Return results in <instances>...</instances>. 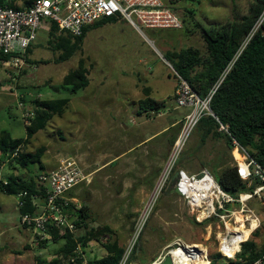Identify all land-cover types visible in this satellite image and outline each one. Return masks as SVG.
Returning a JSON list of instances; mask_svg holds the SVG:
<instances>
[{"label":"rangeland","instance_id":"374dc122","mask_svg":"<svg viewBox=\"0 0 264 264\" xmlns=\"http://www.w3.org/2000/svg\"><path fill=\"white\" fill-rule=\"evenodd\" d=\"M26 1L16 0V5L23 7ZM253 2L167 0L177 15L188 21L183 29L144 30V36L122 20L94 26L74 55L67 60L60 58L62 51L49 47L51 23L47 21L32 45L22 69H14L10 64L0 62V136L2 131H8L14 138H26V129L33 123L27 124V114L37 110L32 103L34 99H71L63 114L50 120L20 150L23 153H35L43 148V168L38 164L22 167L14 159L0 155V181H5L10 176L30 181L41 173L56 169L62 160L74 158L88 178L68 197L73 199L72 203L78 209L83 203H88L90 208L86 226L77 229L75 236L79 240L94 231H106L99 244L90 241L85 249L80 246L78 253L81 256L78 258L90 262L95 258L105 257L109 240L127 251L133 237L141 230L135 248L138 253L135 259L134 256L131 257L133 264H151L167 253V247L176 238H182L189 244L203 245L216 264L230 263L227 258L218 256L220 236L225 232L224 223L214 220L199 224L195 212L175 188L167 195L166 186L153 207H149L159 192L175 142L172 139L179 135L182 124L167 132L166 138L160 143L159 157L152 159L153 157L144 156L148 151L145 150V145L126 155L129 149L140 142L141 131L134 132L124 127H132L130 119L133 118L118 116V112L131 104H124V99L136 98L137 94L127 82L131 77H148L150 70L147 69V63L152 64L154 71L162 72L161 80L166 83L163 96H168L173 92V87L177 91L178 81L170 67L166 66L164 70L160 67L159 62L166 65L164 55L169 51L176 52L186 48H195L205 54L206 44L194 28L188 10L195 13L196 21L210 26L240 19L248 13ZM258 27L259 25L254 32ZM140 61L145 67V74H141L143 69L138 64ZM81 67L87 71L90 85L86 90L73 94L70 88L63 85V79ZM109 82L112 84H107ZM103 84L105 85L102 86ZM110 97L114 101L108 100ZM169 102L173 108L177 107L176 94ZM128 109L132 111L131 106ZM178 109L185 112V108ZM157 116V112H152L147 120L152 121ZM136 119L140 126L142 119L137 116ZM157 119L161 125L163 118ZM237 148L243 158L249 155L248 151L241 150L236 145L228 146L223 133L220 138H209L201 145L199 135L194 130L184 148L180 158L182 163H178V168H183L189 174H197L206 169L213 175H219L227 166L238 167L234 155ZM105 152H110L111 157L117 159L116 163L94 173L102 166V160L108 157L103 156ZM248 206L261 220V227L256 230L259 234L254 237V241L263 250L264 203L260 199H252ZM237 218L231 220L234 227L237 226ZM72 220L75 221L76 218L73 217ZM63 244L62 240L53 242L48 233L39 234L22 227L17 197L0 191V264H51L55 259L62 260L64 264H76V259L75 262H72L73 258L63 259L60 254ZM26 246L28 249H25ZM18 252L23 254L19 255Z\"/></svg>","mask_w":264,"mask_h":264},{"label":"trees","instance_id":"16d2710c","mask_svg":"<svg viewBox=\"0 0 264 264\" xmlns=\"http://www.w3.org/2000/svg\"><path fill=\"white\" fill-rule=\"evenodd\" d=\"M31 1L27 0L25 6L29 5ZM253 1L248 13L240 19L210 26H204L196 21L195 13L188 10V16L191 20L193 19L194 28L197 29L206 44L205 54L195 48H186L176 52L169 51L164 55V58L202 99L207 98L223 79L212 97L210 104L212 114L204 115L195 129L201 145H204L209 138H220L223 133L228 146L235 147V143H237L264 168V19L261 22L264 16V0ZM0 5H7L14 9L25 7L16 5V0H0ZM166 7L176 14L167 0ZM181 20L183 25L188 24L185 18H181ZM116 21V18L105 19L88 26L79 37L60 30L56 24H51L48 45L55 51H62L63 54L60 58L67 60L74 55L92 27ZM258 25L257 31L254 32ZM31 47L28 49L26 60ZM9 60V56L0 55L1 63ZM63 85L70 88L73 94L86 90L90 85L87 71L81 67V69L69 73L64 77ZM70 102V98L34 99L32 103L37 110L33 112L34 117L30 119L33 122L32 125L26 129V138H14L8 131H2L0 155L3 158L14 159L22 167L27 168L30 165L38 164L43 168L41 164L45 154L43 148L38 149L35 153H23L20 150L36 133L43 130L50 120L63 114ZM139 106L142 112H158L162 104L150 98L146 93V98L139 102ZM222 127H224L223 130H221ZM181 163L180 160L179 164ZM39 176L37 175V178L30 181L19 176H10L5 181H0V191L7 195L17 196L22 192H28L29 196L26 198L25 207L18 210L20 215L39 213V208L34 206L32 199L36 194L43 195L44 187L39 181ZM213 176L223 190L235 199H238L241 194L254 192L261 184L257 178H252L250 181L243 180L236 165L227 166L221 174ZM69 210L72 218H76L74 221L76 229L86 226V221L90 218L88 203H83L80 209L71 203ZM47 233L53 242L64 241L60 249L63 259L76 258V264H81L83 260L81 257L78 258L80 255L78 248L81 246L85 249L90 241L99 244L106 231L105 229L94 231L79 240L74 233L69 231L61 234L57 229H48ZM258 234L259 231H255L251 235L249 241L243 244L236 259L230 260L229 264H251L264 255V249L260 250L254 241V237H257ZM106 247L107 255L105 257L95 258L89 263L119 264L125 254L124 248L118 243H111L110 240ZM25 249H28V246ZM137 253L136 249L132 255L134 259ZM18 254L22 255L23 253L18 252ZM218 256L222 258L220 254ZM39 262H41L40 259ZM51 264L64 263L60 259H55ZM211 264L216 263L212 260Z\"/></svg>","mask_w":264,"mask_h":264},{"label":"built area","instance_id":"2783aa9c","mask_svg":"<svg viewBox=\"0 0 264 264\" xmlns=\"http://www.w3.org/2000/svg\"><path fill=\"white\" fill-rule=\"evenodd\" d=\"M111 18L123 19L144 36V30L171 31L181 30L184 27L181 18L166 7V0H32L29 5L21 9L0 5V55L9 56L10 60L6 63L19 70L25 66L28 49L37 40L45 22L56 24L60 30L79 37L86 27ZM263 19L264 16L261 22ZM148 41L154 46L152 41ZM164 62L173 70L178 81L177 107L190 111L185 116L181 131L175 139L159 192L149 207H153L161 191L165 190L172 174L178 172L176 192L195 212L199 224L214 220L224 223L225 232L220 236L218 251L222 257L235 260L243 244L248 242L251 235L261 227V220L249 208L248 203L252 199H260L264 203V168L250 155L244 157L242 165L238 164L239 174L243 180L250 181L252 178H257L261 182L254 192L241 194L238 199L224 191L208 170L189 174L183 168H178L184 148L201 118L206 114H212L210 108L212 97L223 79L207 98L202 99L166 59ZM33 117L34 113L27 114V124L31 123L30 119ZM235 145L241 148L237 143ZM237 151L239 152L238 148ZM87 178L74 158L64 159L56 169L40 174L39 181L44 187L43 195L36 194L32 197L34 206L39 208V213L20 215L21 226L39 234H47L48 229H57L61 234L67 231L75 234L76 225L69 212L72 199L68 195L86 182ZM28 196V192L16 196L18 210L25 207ZM236 217H238L237 226L234 227L231 220ZM239 217L242 218L241 223H238ZM254 224L256 228L252 229ZM241 226L250 230V235L245 241L236 242L235 230ZM140 231L133 237L119 264H133L131 257L136 250ZM167 248V253L159 256L151 264H162L169 251L177 249L183 251L192 264L212 263V257L203 245L189 244L182 238H176ZM75 259L73 258L72 262H75ZM82 264L90 263L83 261ZM251 264H264V255Z\"/></svg>","mask_w":264,"mask_h":264},{"label":"crops","instance_id":"0c3cea01","mask_svg":"<svg viewBox=\"0 0 264 264\" xmlns=\"http://www.w3.org/2000/svg\"><path fill=\"white\" fill-rule=\"evenodd\" d=\"M116 19L117 21H121V20L124 21L121 18H116ZM138 64L143 69L141 74H145V67H143L142 61H140ZM147 64H148L147 69L150 70L148 71L147 74L148 77H131L128 79L127 83L131 85V86L129 85L130 89L137 95L136 98L132 100L129 98L123 100L124 104L126 105L130 103L131 104L127 105L125 110L119 111L118 116L125 115L127 117L133 118V119L129 118L132 123V127L126 125H124V127L134 132L141 131V134L139 136L140 142L135 144L136 147L133 146L131 149H129L126 155L132 154L136 148H141L142 146L145 145L146 148L145 150L148 151L144 153V156H150L153 157L152 159H154L159 157V153L161 149L160 143L164 141L163 140L164 138H166L167 132H169L176 126L182 124L185 116L189 113V109L185 108V112H184V111H179L180 109H178L177 107L173 108V105L169 102V99L170 98L173 99L174 95L176 94L175 93L176 90L173 87V92L170 95L163 96V94H165L164 92L166 89V83L165 81H163V79L161 80L162 72L154 71L152 64L151 65L149 63ZM159 64H161L160 67L163 68V70L166 69V66H168L166 63H165L166 65L162 64L161 62H159ZM107 84H112V82H109ZM104 85L105 84H103L102 86ZM146 93L149 94L150 98L162 104V106L157 112L158 115L157 118L159 117L163 118V120H161L163 121L161 125L158 124V121L160 120L157 118L153 119L152 121L147 120V118L150 117V113L152 112H142L140 109L139 102L146 98ZM108 100L114 101L113 97H110ZM130 106L132 107V111H129L128 109V107ZM136 116L139 119H142V121L140 122L141 123L140 126H138V121L136 119ZM176 138H177L176 136L173 137L172 141L173 140L175 141ZM109 153L110 152H105L103 154V156L107 155L108 157H105V159L102 160V164H101L102 166L98 168L94 173H99L104 169L111 167V165H113L114 163H116L117 159H113L111 157L112 155H110Z\"/></svg>","mask_w":264,"mask_h":264},{"label":"bare ground","instance_id":"6f19581e","mask_svg":"<svg viewBox=\"0 0 264 264\" xmlns=\"http://www.w3.org/2000/svg\"><path fill=\"white\" fill-rule=\"evenodd\" d=\"M234 155L236 157V161L238 162V164L242 165L244 161L243 156L237 150L234 152ZM242 174L243 175L245 174L244 168L242 169ZM241 222H242V218L239 217L238 223H241ZM255 228H256V225L254 224L252 229H255ZM235 231L237 234L235 236L236 242L240 240L245 241L250 235V230H246L243 226L237 228ZM169 255L172 256L174 264H192V262L189 261V259L186 257V255L181 250H178V249L170 250Z\"/></svg>","mask_w":264,"mask_h":264},{"label":"water","instance_id":"95a60500","mask_svg":"<svg viewBox=\"0 0 264 264\" xmlns=\"http://www.w3.org/2000/svg\"><path fill=\"white\" fill-rule=\"evenodd\" d=\"M178 176H179V173L178 172H176L173 175V177L171 179V182L169 183V185H168V187L166 189V194L167 195H170L172 193L173 189L175 188V184H176V181L178 179ZM162 264H174L173 263V260H172V257L169 256V255L166 256V258H165V260H164V262Z\"/></svg>","mask_w":264,"mask_h":264}]
</instances>
